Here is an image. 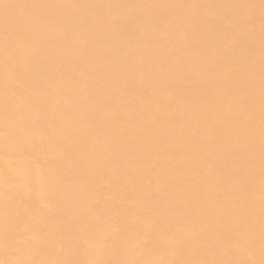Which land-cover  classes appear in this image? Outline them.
<instances>
[{"label":"bare ground","instance_id":"1","mask_svg":"<svg viewBox=\"0 0 264 264\" xmlns=\"http://www.w3.org/2000/svg\"><path fill=\"white\" fill-rule=\"evenodd\" d=\"M0 264H264V0H0Z\"/></svg>","mask_w":264,"mask_h":264}]
</instances>
